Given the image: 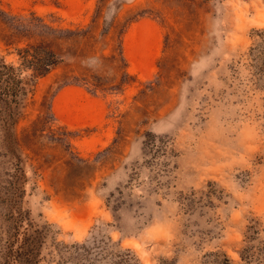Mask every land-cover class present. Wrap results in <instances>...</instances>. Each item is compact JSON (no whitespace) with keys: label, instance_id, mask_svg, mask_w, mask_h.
<instances>
[{"label":"rangeland","instance_id":"1","mask_svg":"<svg viewBox=\"0 0 264 264\" xmlns=\"http://www.w3.org/2000/svg\"><path fill=\"white\" fill-rule=\"evenodd\" d=\"M41 20L64 61L16 125L22 199L0 146V264L20 216L43 255L97 232L142 264L264 250V0H0V65Z\"/></svg>","mask_w":264,"mask_h":264},{"label":"trees","instance_id":"2","mask_svg":"<svg viewBox=\"0 0 264 264\" xmlns=\"http://www.w3.org/2000/svg\"><path fill=\"white\" fill-rule=\"evenodd\" d=\"M40 22L38 40L18 49L17 66L5 64L4 61L0 65V146L4 157L15 162L16 170L11 175L14 183H9L15 184V193L19 199L25 194L26 178L23 168L18 165L21 151L16 125L26 97L32 91L30 88L64 61L63 49H55L46 39V36L51 35L55 40L63 41L66 38L62 35L63 30L59 26L47 25L42 20ZM86 87L97 93V85L88 83ZM15 222L3 248L2 264H48L50 261L45 259L47 255L54 264H142L133 251L122 248L119 242H114L101 232L71 245L52 244L49 253L43 255L46 246L45 230L25 217L20 216ZM253 236L254 232L252 236L246 237V243L253 241ZM239 255L243 264H264V250H253L252 246L246 245ZM227 264H230L228 259Z\"/></svg>","mask_w":264,"mask_h":264},{"label":"crops","instance_id":"3","mask_svg":"<svg viewBox=\"0 0 264 264\" xmlns=\"http://www.w3.org/2000/svg\"><path fill=\"white\" fill-rule=\"evenodd\" d=\"M137 74L140 75V76H147V74L142 73V71H140V70L137 71Z\"/></svg>","mask_w":264,"mask_h":264}]
</instances>
